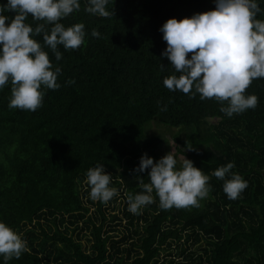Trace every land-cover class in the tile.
<instances>
[{
    "label": "trees",
    "instance_id": "obj_1",
    "mask_svg": "<svg viewBox=\"0 0 264 264\" xmlns=\"http://www.w3.org/2000/svg\"><path fill=\"white\" fill-rule=\"evenodd\" d=\"M84 2L61 21L85 25L78 49L58 46L56 61L42 34L35 37L61 68V87L45 89L42 107L9 109L11 86L0 90V221L29 249L9 264H264V78L246 89L257 107L230 118L214 99L163 85L179 74L161 55L167 44L159 29L170 18L214 10V0H109V18L87 13ZM258 4L264 10V0ZM256 18L264 21V11ZM25 22L43 23L31 14ZM170 141L180 163L185 156L209 176L208 197L199 207L164 210L153 193V203L131 213L128 195L143 191L140 179L148 182V171L133 169L145 153L165 156ZM229 162L248 182L234 200L212 174ZM98 164L120 191L108 202L115 210L123 200L124 224L108 202L90 198L86 173ZM118 226L120 239L111 235Z\"/></svg>",
    "mask_w": 264,
    "mask_h": 264
},
{
    "label": "clouds",
    "instance_id": "obj_2",
    "mask_svg": "<svg viewBox=\"0 0 264 264\" xmlns=\"http://www.w3.org/2000/svg\"><path fill=\"white\" fill-rule=\"evenodd\" d=\"M108 4L109 0L84 2L85 11L100 18L114 15L113 9L107 10ZM214 4V10L190 18H170L159 29L167 44L161 55L179 74L165 77L163 85L170 91L188 94L190 99L197 95L200 100L214 99L221 105L220 112L230 118L258 104V97L246 94V89L253 80L264 78V21L256 18L264 10L258 0H214ZM80 7L81 0H7L0 4V90L11 86L9 109L36 111L43 105L45 89L61 87L57 82L61 68L53 66L35 37L42 34L43 44L51 49L56 61L62 59L58 46L78 49L85 42V25L65 27L61 21ZM8 12L15 13L14 17L5 14ZM29 14L43 23L33 28L25 22ZM100 35L95 29L91 32L92 37ZM186 150L194 149L187 143ZM234 166L229 162L212 173L224 181L223 191L232 200L248 186L245 179L231 171ZM133 171H148V182L140 179L143 191L128 195V210L133 214L154 202L153 193L160 207L168 210L199 207L211 191L209 176L185 156L180 163L173 151L158 161L145 153ZM86 178L92 200L107 203L118 195L117 189L110 187L111 174L104 165L89 168ZM28 251L27 241L0 221V264H9Z\"/></svg>",
    "mask_w": 264,
    "mask_h": 264
},
{
    "label": "rangeland",
    "instance_id": "obj_3",
    "mask_svg": "<svg viewBox=\"0 0 264 264\" xmlns=\"http://www.w3.org/2000/svg\"><path fill=\"white\" fill-rule=\"evenodd\" d=\"M170 145H169L167 150H166V147H164L161 150L163 155L168 154L172 150V147H173L172 146L173 145L172 141H170ZM119 193H120V191L118 192V196H119ZM107 206H108V209H110V211H111V213H110L111 215H115V216L118 215V216L122 217V220H123L122 223L124 224L125 223V219L123 217V212H122L123 211V207H124L123 200L119 197V200L115 204V210H111V208L114 206V204H109V202H108V204L105 207H107ZM112 211H114V212H112ZM109 220L113 221L111 216L109 217ZM118 223H119V221H117V220L113 221V225H116V224L118 225ZM123 232L124 231H123L122 227L118 226V227H116V232L112 233L111 235H113V238L120 239V237L123 236ZM196 249H198V248H196Z\"/></svg>",
    "mask_w": 264,
    "mask_h": 264
}]
</instances>
